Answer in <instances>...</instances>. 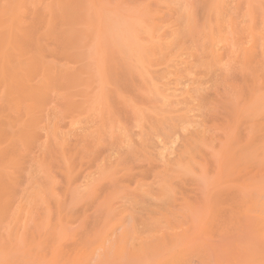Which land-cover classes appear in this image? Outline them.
<instances>
[{
  "label": "rangeland",
  "instance_id": "rangeland-1",
  "mask_svg": "<svg viewBox=\"0 0 264 264\" xmlns=\"http://www.w3.org/2000/svg\"><path fill=\"white\" fill-rule=\"evenodd\" d=\"M0 50V264H264V0H0Z\"/></svg>",
  "mask_w": 264,
  "mask_h": 264
},
{
  "label": "bare ground",
  "instance_id": "bare-ground-1",
  "mask_svg": "<svg viewBox=\"0 0 264 264\" xmlns=\"http://www.w3.org/2000/svg\"><path fill=\"white\" fill-rule=\"evenodd\" d=\"M1 42H2V41H1ZM1 46H2V44H1ZM1 49H3V47H1ZM0 51H1V50H0ZM0 63H1V61H0ZM0 67H2V65H0ZM4 67H5V66H4ZM0 69H1V68H0ZM2 69H3V68H2ZM2 69H1V70H2ZM1 70H0V71H1ZM2 71H3V74H4V75L2 76V82H5V84L7 85L8 83L6 82V79L8 78V76L5 74V71H6V70H2ZM28 72H30V70H28ZM0 73L2 74V72H0ZM26 73H27V72H26ZM21 76H22V75H21ZM24 76H25V75H24ZM24 76H22V77L25 78L26 76H28V74H27L25 77H24ZM47 76H48V75H47ZM44 79H45V78H44ZM48 79H49V77H48ZM23 80H24V82H25L26 78H25V79H22V81H23ZM46 80H47V78H46ZM0 82H1V80H0ZM19 82H21V80H19ZM24 82H23V83H24ZM12 83H13V82H12ZM12 83H9V84L11 85ZM9 84L7 85V90H8L9 92H12L14 88H17V87H18V85H17L16 87H15L14 85H12V86H13V87H12L13 89H12L11 86H9ZM13 84H14V83H13ZM47 84H48V81H47ZM15 85H16V84H15ZM21 85H22V84H21ZM8 86H9V87H8ZM29 86H30V85H29ZM20 87H22V86H20ZM30 87H32V86H30ZM30 87H29V88H30ZM10 88H11V89H10ZM22 88H23V87H22ZM22 88H21V89L19 88L20 91L22 90ZM26 88H28V84H27V86L25 87V89H26ZM29 88H28V89H29ZM19 89H17V90L19 91ZM28 89H27V90H28ZM30 89H31V88H30ZM14 91H16V89H15ZM0 143H1V142H0ZM2 144H3V143H2ZM2 144H1V145H2ZM2 147H3V146H2ZM0 149L2 150L1 146H0ZM4 150H5V149H4V147H3V153H4ZM3 153H2L1 155H3ZM5 154H6V153H4V155H3L4 157L7 156V155L5 156ZM3 156H2V157H3ZM2 157H0V158H1L0 161L2 160ZM4 157H3V159H4ZM8 160L10 161V159H8ZM8 160H7V158H6V162H7ZM3 161H4V160H3ZM3 161H2V162H3ZM4 162H5V161H4ZM4 162H3V163H4ZM11 162H12V161H11ZM5 164H6V163H4L3 166H6L8 163H7L6 165H5ZM1 166H2V164L0 165V167H1ZM123 228H124V226H123ZM127 231H128V230H127ZM128 233H130V231H129ZM128 233H126V230L124 229V231H123V233L121 234L120 238L123 239V240L126 239L127 237H129V236H128V235H129ZM114 241H115V240H114ZM115 243H116V242H115ZM105 244H106V243H105ZM105 244H104V245H105ZM118 244H120V243H118ZM114 245H115V244L113 243V246H112V248H111L110 250H114V248H115ZM116 245H117V244H116ZM106 247H107V246H106ZM107 248H110V246H108ZM108 251H109V250H108ZM114 251H115V250H114ZM183 260H184V259H183Z\"/></svg>",
  "mask_w": 264,
  "mask_h": 264
}]
</instances>
